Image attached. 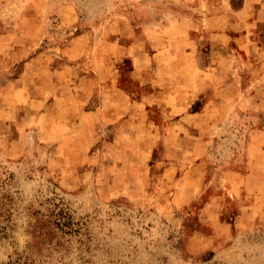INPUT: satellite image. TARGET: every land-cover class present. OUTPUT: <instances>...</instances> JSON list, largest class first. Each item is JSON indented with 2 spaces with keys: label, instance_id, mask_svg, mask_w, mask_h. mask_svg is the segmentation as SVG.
<instances>
[{
  "label": "rangeland",
  "instance_id": "obj_1",
  "mask_svg": "<svg viewBox=\"0 0 264 264\" xmlns=\"http://www.w3.org/2000/svg\"><path fill=\"white\" fill-rule=\"evenodd\" d=\"M254 1L0 0V264H264V186L230 188L264 131V102L243 108L264 94ZM180 25L201 68L230 65L224 117L222 101L169 114ZM207 79L187 113L210 102ZM62 212L74 230L33 248L37 220Z\"/></svg>",
  "mask_w": 264,
  "mask_h": 264
},
{
  "label": "crops",
  "instance_id": "obj_2",
  "mask_svg": "<svg viewBox=\"0 0 264 264\" xmlns=\"http://www.w3.org/2000/svg\"><path fill=\"white\" fill-rule=\"evenodd\" d=\"M253 1V0H252ZM258 0L254 1V3H257ZM243 18L248 17V12L244 13L241 11L240 13ZM256 14H263V12L259 11ZM188 18L179 19L177 21L178 24L188 23ZM247 20V19H246ZM191 22V21H190ZM189 24V23H188ZM179 29L177 31L181 32L178 33V36L180 39H175L174 41H179L178 46L181 48V55L185 56V59L182 58V60H179L178 65H180V75L176 77V84L178 85L177 90V96L178 101L175 102V104L170 107L169 114H174L178 120L177 122H181L184 119H186L189 122L196 121L201 116H205L208 114V110H218L220 107H214V104L217 102L219 104V101L223 102V107L221 109H226L225 113L221 114L223 117L226 116L228 109H229V102L224 103L225 99L219 93L222 89H225L223 85H226L227 81L226 78L228 76L230 65H228L226 62L222 60H212L209 65L205 66L204 68H201L199 63L195 59V53H196V44L195 41L192 40V38H189V34L191 33V28H183L182 25H180ZM171 28L164 29L163 35L165 36L166 33L169 32ZM241 36L243 37V49L245 50V53H248L247 51H250L253 46V42H251V32L246 29V31L243 30V33H241ZM181 40V41H180ZM191 40V41H188ZM251 42V43H250ZM260 65V64H259ZM258 66V63L256 64V67ZM258 68V67H257ZM50 74V73H49ZM208 78V79H207ZM207 79L210 80L208 82H212V84L215 86L213 93L214 95L211 97L210 102L207 104L206 108L203 109L201 112H192L187 113L191 107V103L197 98L198 93L205 88L203 86L204 81ZM210 84V83H209ZM192 100V101H191ZM256 100V105H252L251 107H247V103L253 102ZM190 102V104H188ZM264 102V94L261 96L259 93H248V95H243V108H251L253 110H262L263 107L260 106V104H263ZM211 106H213L211 108ZM169 107V106H168ZM211 111L214 116H219L220 112L217 113L216 111ZM92 113V114H91ZM87 118H91V122L93 124H96L97 120H100L101 113L97 110V112H91ZM212 115V114H209ZM185 116V117H183ZM96 119V120H95ZM90 122V123H91ZM86 123V122H85ZM91 123V124H92ZM193 129L190 123H186L184 125H179L178 130H188ZM178 133V132H177ZM251 166L249 167V172H236L233 171L232 182L230 183L231 190H239V188H246L247 190L251 186L250 183H260L261 189L264 186V131L263 130H256L255 134L253 135V140L251 143Z\"/></svg>",
  "mask_w": 264,
  "mask_h": 264
},
{
  "label": "trees",
  "instance_id": "obj_3",
  "mask_svg": "<svg viewBox=\"0 0 264 264\" xmlns=\"http://www.w3.org/2000/svg\"><path fill=\"white\" fill-rule=\"evenodd\" d=\"M55 216L58 218L54 220L51 218L37 220L32 233L33 248H38L39 251L42 249L55 251L61 245L60 238H64L63 235L70 234L74 230L68 231L70 228L69 218L63 212L56 213Z\"/></svg>",
  "mask_w": 264,
  "mask_h": 264
}]
</instances>
